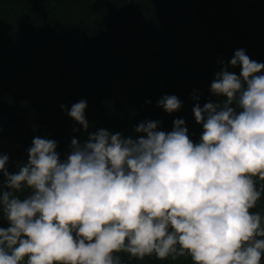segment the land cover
<instances>
[{
	"label": "clouds",
	"instance_id": "obj_1",
	"mask_svg": "<svg viewBox=\"0 0 264 264\" xmlns=\"http://www.w3.org/2000/svg\"><path fill=\"white\" fill-rule=\"evenodd\" d=\"M220 64L208 86L218 99L201 106L193 89L196 142L183 118L169 131L142 120L135 138L87 131L81 98L60 105L86 132L63 157L40 136L13 172L0 153V264H122L120 252L264 264V214L250 211L264 195V61L237 48ZM156 103L172 113L182 101L162 94Z\"/></svg>",
	"mask_w": 264,
	"mask_h": 264
},
{
	"label": "trees",
	"instance_id": "obj_2",
	"mask_svg": "<svg viewBox=\"0 0 264 264\" xmlns=\"http://www.w3.org/2000/svg\"><path fill=\"white\" fill-rule=\"evenodd\" d=\"M237 48L264 61V0H0V153L13 172L40 136L55 139L63 157L86 132L60 105L81 98L87 131L135 138L142 120L169 131L183 118L196 142L193 89L201 106L218 99L208 86ZM162 94H175L181 107L163 110ZM250 211L264 214V195ZM116 254L122 264H193L188 256Z\"/></svg>",
	"mask_w": 264,
	"mask_h": 264
}]
</instances>
